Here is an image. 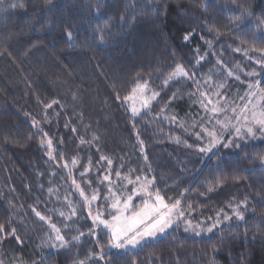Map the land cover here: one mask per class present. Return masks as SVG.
Instances as JSON below:
<instances>
[{
	"label": "trees",
	"instance_id": "1",
	"mask_svg": "<svg viewBox=\"0 0 264 264\" xmlns=\"http://www.w3.org/2000/svg\"><path fill=\"white\" fill-rule=\"evenodd\" d=\"M242 9L250 15L237 20ZM257 21H264V0H4L0 4V224L4 226L0 261L104 264L92 254L101 246L109 251L107 234L98 228L95 236L89 235L93 222L76 184L83 190L98 188L103 196L99 179L106 162L100 157L122 155L123 144L129 153H136L143 141L145 154L153 158L181 143L172 138L194 142L172 115L176 84L164 85L178 64L200 77L219 60L227 67L236 63L242 66L240 78L257 79L264 88V71L255 63L261 55L255 50L264 48V23ZM98 28H105L103 41ZM200 57L204 59L197 63ZM249 68L257 75L249 76ZM145 80L159 95L148 111L133 118L124 98ZM47 104L52 107L46 108ZM47 138L52 140L51 149ZM221 147L190 176L179 173L160 183L161 191L169 203L181 199L185 206L201 208L207 224V218L216 219L221 209L234 216L228 205L247 198V206H241L243 221H223L203 237L179 225L135 251L117 256L113 250L105 261L264 264V167L259 159L264 140L248 141L234 152ZM50 150L54 159L48 156ZM73 159L77 163L65 169L62 162ZM72 208L76 215H71ZM36 211L61 229L67 247L52 246L50 224ZM80 233L84 235L79 241H72Z\"/></svg>",
	"mask_w": 264,
	"mask_h": 264
},
{
	"label": "snow or ice",
	"instance_id": "2",
	"mask_svg": "<svg viewBox=\"0 0 264 264\" xmlns=\"http://www.w3.org/2000/svg\"><path fill=\"white\" fill-rule=\"evenodd\" d=\"M4 0H0V4H3ZM50 3L51 0H48ZM23 6L22 4L20 5ZM99 9H97L96 15L99 16ZM246 15H250L247 9L241 10L240 17H237V20H241ZM264 23V21H257V24ZM97 32L99 34V38L103 41L105 28H98ZM66 36L69 41H72V32L67 31ZM185 40L189 39L188 35H185ZM74 43V41H72ZM239 51V49H237ZM260 55V59L255 61L256 64L260 65L262 71H264V48L256 49ZM245 55H248V51L245 50ZM204 59V57H200V60ZM199 63V60L197 61ZM228 76L233 75L232 71H228ZM249 76H255L257 73L255 71L249 72ZM177 77H186L188 79H193L194 73H189L182 65H177L175 70L169 75L168 79L165 81V84L168 81L173 80ZM239 79V77H236ZM210 79V78H209ZM197 84V88L199 89L200 83L199 81H195ZM260 82H256L255 84H249V91L246 93V96L240 97V100L243 102L247 100V103H243L242 106L230 107V111L232 112V116L227 117L224 120L216 119L217 116L224 114L228 109L219 105V100H217L216 104H213L211 97L207 92L200 93L199 102L202 108L205 111H210L212 113V118L208 120V125L200 124L202 131L195 133L197 139H207L208 143L205 146H198L197 150L200 153L208 154L213 153V149L218 150V146H221L225 149L232 147L233 145L237 148L240 147L238 143H234L236 140H244L246 138H257V134L259 137L264 138V88L259 87ZM217 89H221L224 87V84L214 85ZM133 95L125 97V100H134L136 98L140 99L142 109H148L150 102L155 100L159 93L153 92L151 96H145V92L147 91V82L141 85L139 83L131 90ZM195 93H193L194 95ZM218 97L220 93L217 91L215 93ZM119 99V96H117ZM220 99H224L227 102L226 97H220ZM53 103H58V101H53ZM212 104L211 109L208 108V105ZM46 108L52 107L51 104L45 105ZM132 117L135 118L141 114V109L133 106L131 108ZM214 119V123H213ZM135 126V125H133ZM75 131V129H73ZM228 132L230 135L225 136L224 133ZM43 135H47L43 133ZM137 139L139 140V136L137 134ZM180 140L177 138V143ZM47 147L49 149L52 148V140H47ZM83 143V141H82ZM41 144H45L44 140H41ZM141 148L140 151L144 152L143 141H140ZM188 147H192V145H188ZM214 154V153H213ZM48 156L50 158H55L53 156V152L50 150L48 152ZM145 160H147V156L145 155ZM261 166L264 167V155L259 157ZM101 161H106L109 165V173L111 170V165L113 161L108 159L105 156L100 157ZM77 163L76 159L72 160V164L75 165ZM67 163H65L64 167H67ZM89 171V168H85V173ZM130 172L135 170L130 169ZM149 171L151 169L149 168ZM85 173H81L84 175ZM116 176L121 179L127 180V185H135L132 188L131 194L126 192L127 185H124L125 191H121L117 193L111 188V176L110 174H106L103 177L104 181L109 183L108 195L105 197V201H111L108 205V219L104 218V212L98 210L95 215L92 214L91 207L93 202L99 199V193L93 192L91 196L85 194L84 190L80 187V185L76 184V188L79 191L81 197H83L84 204L88 207V217L91 218L93 222V228L89 229V235L95 236L96 229L101 228L107 234V244L106 247L109 250L105 251V246H101L99 251L92 254V256L97 257L99 261H104V264H112L111 259L105 261V256L109 255V252L114 251V254L119 256L124 254L130 249H135L138 246H141L144 243L158 237L161 234L166 233V230L172 228L174 226L178 227L181 222L184 224V230L186 232L191 231L196 235H200L202 232H212L217 226L221 225L223 221H230L235 218L238 221H243L245 219L244 211L241 210V206H247V198L241 200L239 204L228 206L232 209L234 216H229L227 214H223V210L216 214V220L211 224L208 228H203V221L194 222L189 218L193 211L192 205H187V212L184 207H182L181 199H176L172 203H168L165 200V196L161 194V190L156 188V180L153 176L152 178H148V176H136L135 180H132L128 177H121V173L119 171L116 172ZM236 179H239L237 177ZM75 184V180H73ZM91 183V182H89ZM218 183H222L219 181ZM52 189H49L51 192ZM187 191V190H185ZM209 192L213 191V188L208 189ZM139 196L142 199V206L138 207L137 210H134L133 205V197ZM181 196H184V193H181ZM171 200V198H169ZM71 207V205H69ZM35 211V209H33ZM36 216H38L41 220H48L50 224L51 231L54 235L49 236V240L53 241L52 246L56 247L57 245L60 248H65L69 245V241L65 239L64 235L61 233V229L58 228L55 224H52L49 218L41 215L40 212H35ZM61 216H64V213H60ZM71 215H76V209L72 208ZM221 216H223V220H221ZM71 218V217H68ZM211 220V217L207 218ZM4 231V226L0 224V232ZM12 235H16V230L12 229ZM84 233H80L78 236H73L72 241H79L80 237L83 236ZM17 241H20L19 236H16ZM98 242V240H97ZM89 257V259L92 258ZM0 264H3L0 261ZM79 264H88V261L82 260Z\"/></svg>",
	"mask_w": 264,
	"mask_h": 264
},
{
	"label": "rangeland",
	"instance_id": "3",
	"mask_svg": "<svg viewBox=\"0 0 264 264\" xmlns=\"http://www.w3.org/2000/svg\"><path fill=\"white\" fill-rule=\"evenodd\" d=\"M200 61V58L198 59ZM224 63V64H223ZM221 62L220 60L217 65L213 66L212 69L209 72H205V75L203 76H197L194 74L193 79H188L186 77H177L173 80L168 81L167 84H165V81L168 79L169 75L175 70H173L168 77L164 81V85H168L169 83H175L176 84V89H177V95L173 99V104H172V115L175 117V119H178L180 126L183 129H186L187 133L190 134L194 139V142H190L189 140L181 139L180 144H171L169 146L170 149L165 150L164 153H162L160 156L155 155L153 158H149L146 154L145 151L142 152H136V153H129L127 151V147L125 144H123V154L118 155L117 158H119V161L117 160L116 157H111L108 159H111L113 161L111 165V170L109 173V165L106 163V168L105 171L102 173L99 179V184H104L102 186L101 192L103 194L99 195V199L95 202H93L92 207L94 210H92V214L95 215L98 210L104 212V218L108 219V205L111 203V201H105V197L108 195V188H109V183L107 181H104L101 183L103 180L104 175L110 174L111 176V188L113 191L120 193L121 191H125L124 185H127V180L118 178L116 176V172L119 171L121 173V177H128L132 180H135L136 176H141L143 178L145 175L148 176V178H152L153 176L155 177L156 180V188L161 190L160 183L166 182L168 180H171L175 178L179 173H184L187 175H191L193 171L198 169V165L200 163H203V161L207 158V156L210 154H203L200 153L197 148L198 146L202 147L205 146L208 141L207 139H197L195 133L201 132L202 129L199 127L200 124H204L205 126L208 125V120L212 118V113L210 111H205L204 108L201 107L200 102H199V96L200 93L202 92H207L208 95L211 97L213 104H216L217 100H219V105L225 107L228 109L224 114H221L216 117V119H221L224 120L227 117L232 116V112L230 111V107H235V106H242L243 103H247V100L241 101L240 97L246 96V93L249 91L248 85L249 84H255L256 81L253 82V79H242L239 76V72H242V66L236 63H233L231 67H227L225 65V62ZM255 66V65H254ZM251 69L254 68H249V72ZM186 70V68H185ZM188 71V70H187ZM228 71H232L233 75L228 76L227 73ZM189 72V71H188ZM191 73V72H189ZM239 77L237 79L236 77ZM210 78V79H209ZM195 81H199L200 87L199 89L197 88V84L194 83ZM147 82V91L145 92V96H151L153 92L158 93L153 87L151 86L150 82L148 80L141 81L139 84L143 85ZM253 82V83H252ZM224 84V87L221 89H217L214 85H219V84ZM135 87V86H134ZM220 93V96L218 97L215 95L216 92ZM193 93H195L193 95ZM130 95H133L131 92ZM129 95V96H130ZM220 97H226L227 102H225L224 99H220ZM158 96L156 97L155 100H152L150 102V105L148 109L155 103L157 100ZM125 107L128 111V113L132 116L131 113V108L135 106L138 109H141V114L145 111H148V109H142L140 99L136 98L134 100H125ZM212 104L208 105V108L211 109ZM168 108V106L166 107ZM140 114V115H141ZM139 116V115H138ZM137 116V117H138ZM213 119V123H214ZM173 123V121H172ZM113 130H117V125L113 126ZM114 134V133H113ZM229 134L228 132H225L224 135ZM178 138V137H177ZM177 138H172L177 140ZM171 139V141H172ZM45 140H48L45 139ZM173 140V141H175ZM258 140H264V138L259 137V134H257V138L252 139V138H246L244 140H236L234 143H238L240 145L239 148L235 147L234 145L230 148H223L221 149L223 151H239L241 147L244 145V143L248 141H258ZM172 141V142H173ZM177 143V142H176ZM47 144V143H46ZM188 145H192V147H188ZM216 149H213L215 151ZM53 152V150H51ZM224 153V152H223ZM222 153H220L221 155ZM129 155V156H127ZM145 155L147 156V160H145ZM128 157V160H127ZM106 162V161H105ZM65 163H67V167H64ZM63 167L68 170H71L72 168V162H66L65 160L62 162ZM149 168L151 171H149ZM135 170L133 172H130L129 170ZM183 175V174H182ZM135 187V185H127L126 192L128 194H131L132 188ZM164 187V186H163ZM98 192V188H94L93 190H90V188L87 187L86 190H84L85 194L88 196H91L93 192ZM161 194L165 196L166 202H168V199L161 191ZM169 203V202H168ZM133 205L134 210H137L138 207L142 206V199L139 196H134L133 197ZM182 207L185 208L187 212V206L182 204ZM193 208V206H192ZM190 219H192L194 222H200L203 221L202 227L203 228H208L211 226L212 223L215 222L216 219L210 220V223L207 224L204 219V213L201 211V208L197 211L196 209L193 208V211L191 213V216H189ZM217 218V217H216ZM180 225L184 226L183 222L180 223ZM102 228V226H101ZM173 228H176V226L169 228L166 230V233L159 235L158 237L150 240V241H155L159 238L164 237L171 231ZM98 229V228H97ZM96 229V233H97ZM217 230V227L213 229L212 232H207L204 231L200 235H196L193 232L189 231L192 233V235H195L196 237H203V236H209L212 233H214ZM149 242V241H148ZM143 245V244H142ZM140 246H138L135 249H130L128 251H135L138 249Z\"/></svg>",
	"mask_w": 264,
	"mask_h": 264
}]
</instances>
